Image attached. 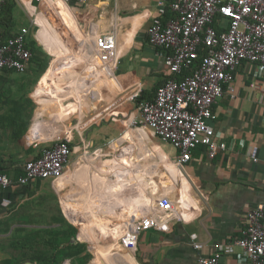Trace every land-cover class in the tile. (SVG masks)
Wrapping results in <instances>:
<instances>
[{"label":"crops","instance_id":"obj_1","mask_svg":"<svg viewBox=\"0 0 264 264\" xmlns=\"http://www.w3.org/2000/svg\"><path fill=\"white\" fill-rule=\"evenodd\" d=\"M16 1L31 14V24L40 27L37 41L52 61L44 72L30 63L25 74L8 70L0 74V169L11 176L19 175L26 161L39 156L58 138L67 136L73 142L74 121L82 129L103 116L117 114L125 103L130 105L119 111L132 121L138 103L130 96L138 93V101L153 99L169 76L147 35L157 15V0H88L70 6L54 2L43 8V2L36 0ZM80 22L92 37L85 34ZM105 33L114 35L119 53L117 66L109 71L94 53L96 37ZM234 87L235 97L225 92L214 106L215 140L226 146L214 159L208 157L205 147H199L190 162L178 166L177 150L164 143L171 149L169 154L154 134L136 129L127 135L142 144L139 156L126 146L116 149L110 161L99 157L73 161V152L60 180L36 181L0 191V264H82L83 258L72 254L73 249L86 243L79 239V229L73 223L77 207L96 199L102 186L109 188L115 174L123 179L124 205L130 200V190L125 186L130 182L138 184V200L153 187L154 203L146 214L155 212L157 201L164 196L172 200L175 209L166 217L169 230L143 232L137 251L132 253L121 245V237L115 247L120 244L122 250L109 255L112 227L104 231L97 228L96 238L101 244L97 249L106 252L101 264H199L201 256L220 251L223 240L233 242L241 234L249 212L264 203V77L256 79L253 66L244 63L236 71ZM7 88L11 94L31 93L2 95ZM90 97L99 105L106 104L105 108L94 111L97 106L90 104ZM35 110L39 115L53 112L54 120L32 124ZM26 124V132L14 138V130ZM77 132L81 133L79 129ZM37 141L39 146L35 148ZM81 152L77 147L76 153ZM171 158L179 169L155 168ZM112 205L114 213L117 210ZM74 227L78 229L76 234ZM102 232L108 234L107 240H102ZM194 234L201 250L194 248ZM105 245L108 251L101 249ZM222 254L223 264L244 262L238 247ZM95 260L96 256L91 263Z\"/></svg>","mask_w":264,"mask_h":264},{"label":"built area","instance_id":"obj_2","mask_svg":"<svg viewBox=\"0 0 264 264\" xmlns=\"http://www.w3.org/2000/svg\"><path fill=\"white\" fill-rule=\"evenodd\" d=\"M42 3L44 0H36ZM65 5L88 0H60ZM5 0H0V10ZM29 29L24 27L0 45V74L4 70L25 74L32 59L28 47ZM150 46L158 51L168 69L167 80L153 99L138 101L137 116L131 125L148 128L162 143L178 152L177 165L192 160L193 151L205 147L214 159L225 144L215 140L212 122L214 106L228 92L235 97L236 71L249 63L256 79L264 77V0H157V15L147 30ZM95 54L109 70L117 66L119 53L113 34L95 39ZM139 94L130 96L137 101ZM38 142V141H37ZM33 146H39V142ZM74 148L67 136L42 149L36 158L23 164V174L14 178L0 172V191L25 187L36 181L56 182L67 172ZM169 197L157 201L155 212L134 221L123 235L121 245L130 252L138 249L140 235L149 230L167 232L166 217L173 214ZM194 248L202 245L192 235ZM242 250L243 264H264V203L248 214L241 234L199 264H223L222 252Z\"/></svg>","mask_w":264,"mask_h":264},{"label":"rangeland","instance_id":"obj_3","mask_svg":"<svg viewBox=\"0 0 264 264\" xmlns=\"http://www.w3.org/2000/svg\"><path fill=\"white\" fill-rule=\"evenodd\" d=\"M18 9H19L18 22L14 26L13 31L20 30L21 28L24 27L29 29L28 38L30 41H32L33 48L37 50L38 55L41 57V67L38 66V68L40 72H44L48 67H50L49 65L52 61V57L49 56V54L43 49V47L37 41L36 34L39 31L40 27H35V25L31 24L30 20L32 16L21 2H19L18 4ZM80 25L84 29L85 34L88 37H92L90 30L88 28L85 29V26L82 23ZM5 37H6L5 35H2V38ZM125 62L126 61L122 63L120 69L124 68ZM119 72L121 71L119 70ZM13 88L16 91L17 85H14ZM30 93L27 92L24 94L22 93L11 94L9 92V88H7V90L5 91H2V95H11V96L13 95L28 96ZM89 102L90 104H95L97 106V109L94 110L96 112L104 109L106 106V104L103 103L102 105H99L98 101H95L92 97H90ZM133 102L137 103L138 100ZM128 104L130 105V103H125L121 108H119V110L122 109L123 107L128 106ZM119 110L117 114L114 115L111 114L110 116L107 117L103 116L99 120L93 122L90 125L83 127L82 129L80 128V125H78L79 124L78 121L73 122V125L76 124L75 127L76 130L72 131L73 132L72 146L75 147L73 161H79L83 157H95V158L99 157V159L102 158L103 160L110 161L115 156L116 153L115 150L116 149L118 150L120 146H122L120 147L121 149L124 148L125 146L131 147L132 149H134L136 156H139L141 152H143L144 148L142 147V144L138 140H136L135 137L127 135V133H129L130 130H136V128H134L131 125L132 121H129L128 117L126 118L125 116H123ZM34 116L36 117V120L32 124L54 120L53 112L41 113V115H39L35 110ZM77 128L80 130L81 133L77 132L78 131ZM146 131L153 134L149 130ZM163 145L166 151L169 154H171V149L167 147V145H165L164 143ZM77 147L82 148L81 153H76ZM97 154H99V156H97ZM100 155L102 157H100ZM171 160L174 162L173 158H171ZM161 164L162 163L157 164L155 168L157 170L165 169L161 167ZM115 178L116 180L114 182L109 183L108 186L109 188H107L106 186H102L96 199L83 201L81 206L77 207L78 210L77 216L75 217V221L73 223L79 229L78 237L81 238L82 241L86 243H82L80 247L73 249L72 254L74 257L80 256L81 258H83L82 262L85 264H87V262L88 264H90L94 260L95 256H96V260L94 261L93 264H101V259L103 255H105L106 253L104 252L103 254L100 249H97V246L101 245L99 244V239L96 238L97 228L104 231V230H108L107 226L112 227L111 231H113L112 233L113 238H111L110 240L111 246L108 247L107 245H105V247L111 249L112 253H110L109 255L111 254L114 255L117 253V251L122 250L120 244H118L117 247H115L116 240H119V238L123 237V235H125L126 232L130 229L129 227L133 225L134 221H136L140 217V215L141 216L145 215L148 212L149 207L154 203L153 187L148 188L147 191L149 192V194H147L145 198H142V200H138V197L135 195V192H137L136 190L138 184H131L130 182H127L128 184H126L125 186L128 191L130 190L129 191L130 200L129 202L127 201V203L124 205L123 196H122L123 179H121V177L118 175L116 176V174H115ZM77 184L78 183L75 182V186H77ZM77 187H79V185ZM113 195H115L114 196L115 198H112ZM53 198L55 199L56 197H54L53 195ZM54 199H53V207H54ZM108 199H110L109 205H108ZM112 203H114L115 205L114 208L117 210L114 213H112L113 210ZM77 228L74 227L73 234H76L78 232ZM101 235L104 236L102 240H107L108 234L102 232ZM130 255L133 256L134 254L133 255L130 254Z\"/></svg>","mask_w":264,"mask_h":264},{"label":"trees","instance_id":"obj_4","mask_svg":"<svg viewBox=\"0 0 264 264\" xmlns=\"http://www.w3.org/2000/svg\"><path fill=\"white\" fill-rule=\"evenodd\" d=\"M17 7V1L16 0H5V4L0 10V45L5 43L8 39H10L17 31H13L14 26L17 23V20L15 19V9ZM21 30V29H20ZM5 35V38H2V35ZM28 47L31 50L32 53V59L31 62L35 66L41 67V57L38 55V52L35 48H33L32 41L28 39ZM140 100H144V98H140ZM27 130V124L23 126V128L20 130L17 128L15 129L13 133L14 138L20 137L22 134H24ZM22 133V134H21ZM18 139V138H17ZM0 172L5 173L4 169H0ZM23 174V171L17 176H12L14 178H18L20 175ZM11 176V175H10ZM74 230V229H73ZM82 240L81 238H79ZM103 251H108L106 250V247L101 248ZM84 264V263H82Z\"/></svg>","mask_w":264,"mask_h":264},{"label":"bare ground","instance_id":"obj_5","mask_svg":"<svg viewBox=\"0 0 264 264\" xmlns=\"http://www.w3.org/2000/svg\"><path fill=\"white\" fill-rule=\"evenodd\" d=\"M54 2L62 3V2H60V1H58V0H44L43 3H42V6H41L40 8H43V7L46 6L47 4L54 3ZM63 4H64V3H63ZM139 129H146V130H149L148 128H144V127H143V128H139ZM149 131H151V130H149ZM151 132H152V131H151ZM152 133H153V132H152ZM161 163H162V164H161V167H163V168L174 167V168L179 169L171 159H169V160H165V161H163V162H161ZM183 205H184V204H183Z\"/></svg>","mask_w":264,"mask_h":264},{"label":"water","instance_id":"obj_6","mask_svg":"<svg viewBox=\"0 0 264 264\" xmlns=\"http://www.w3.org/2000/svg\"><path fill=\"white\" fill-rule=\"evenodd\" d=\"M92 264V263H91Z\"/></svg>","mask_w":264,"mask_h":264}]
</instances>
